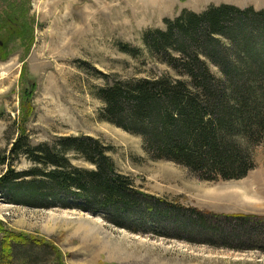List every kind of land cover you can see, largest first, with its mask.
Instances as JSON below:
<instances>
[{
    "label": "trees",
    "instance_id": "1",
    "mask_svg": "<svg viewBox=\"0 0 264 264\" xmlns=\"http://www.w3.org/2000/svg\"><path fill=\"white\" fill-rule=\"evenodd\" d=\"M17 1L0 11V42L16 38L27 50L34 20L27 15L26 0ZM163 21L164 28L148 29L142 37L148 57L163 71L122 79L94 69L101 79L91 90L102 104L99 118L140 137L153 160L171 161L201 180L244 178L264 159V8L209 4ZM118 48L140 57L138 47L121 43ZM83 63L79 67L88 71ZM111 151L89 135L33 143L20 130L0 155V192L30 207L99 213L132 232L167 221L213 239L230 237L235 243L223 245L233 250L264 252L263 217L220 216L147 196L117 170ZM73 158L88 167L75 165ZM21 160L28 167L17 170ZM46 251L63 264L52 243L16 234L0 222V264H19L18 255L35 263Z\"/></svg>",
    "mask_w": 264,
    "mask_h": 264
},
{
    "label": "rangeland",
    "instance_id": "2",
    "mask_svg": "<svg viewBox=\"0 0 264 264\" xmlns=\"http://www.w3.org/2000/svg\"><path fill=\"white\" fill-rule=\"evenodd\" d=\"M8 1L0 0V11ZM211 2L264 8V0H26L27 15L34 20L32 45L26 50L16 38L0 42V155L20 130L33 143L89 135L112 147L117 170L147 196L220 216L264 218V159L244 178L201 180L171 161L153 160L140 137L101 120L102 104L91 93L101 84L94 69L122 79L163 71L148 57L144 32L164 28L163 20L183 9L199 12ZM121 43L141 49L140 57L120 51ZM83 62L88 71L79 67ZM72 161L88 167L82 160ZM27 167L23 160L16 164L17 170ZM3 170L0 166V174ZM0 222L16 234L52 243L63 264H264L260 250L224 246L225 241L235 243L230 237L213 239L167 221L137 233L99 213L30 207L12 203L2 192ZM207 239L217 245L205 243ZM31 262L16 258L19 264L57 263L51 251Z\"/></svg>",
    "mask_w": 264,
    "mask_h": 264
},
{
    "label": "crops",
    "instance_id": "3",
    "mask_svg": "<svg viewBox=\"0 0 264 264\" xmlns=\"http://www.w3.org/2000/svg\"><path fill=\"white\" fill-rule=\"evenodd\" d=\"M220 3H224V2H220ZM220 3L211 2V3H209V4H220ZM209 4H208V5H209ZM205 8H206V7H205ZM205 8H203V9H205ZM203 9H202V10H203ZM192 11H193V10H192Z\"/></svg>",
    "mask_w": 264,
    "mask_h": 264
}]
</instances>
